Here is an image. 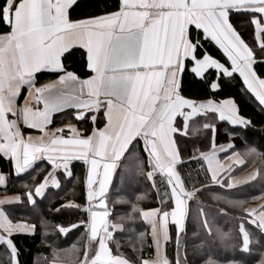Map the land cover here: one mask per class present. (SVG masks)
<instances>
[{
	"label": "snow or ice",
	"instance_id": "snow-or-ice-1",
	"mask_svg": "<svg viewBox=\"0 0 264 264\" xmlns=\"http://www.w3.org/2000/svg\"><path fill=\"white\" fill-rule=\"evenodd\" d=\"M80 7L79 0L0 3V159L13 176L32 181L0 198V264H21L15 236L35 234L33 217L46 239L49 222L37 201L52 188L70 186L75 194L74 162L86 166L83 203L67 200L53 211L75 209L79 217L54 227L80 235L46 264H58L61 251L63 264H252L254 253L264 264V203L248 206L232 192L264 180V151L247 143L233 151L254 122L228 92L239 77L264 113V0H113L75 17ZM237 20L246 21L248 38ZM212 43L226 60L209 52ZM77 52L84 76L65 64ZM44 71L58 78L37 87ZM193 85L202 98L184 94ZM24 87L28 95L18 104ZM66 110L76 123L50 128L53 115ZM220 124L226 147L215 143ZM25 127L39 135H25ZM206 133L210 150L196 149L186 161L182 141ZM229 151L224 164L218 153ZM41 161L47 169L36 168ZM257 161L246 177L232 175L234 166ZM190 162L198 164L196 175L189 170L185 179L181 168ZM8 181L0 172V187ZM141 181L159 207L142 206L148 193Z\"/></svg>",
	"mask_w": 264,
	"mask_h": 264
},
{
	"label": "trees",
	"instance_id": "trees-1",
	"mask_svg": "<svg viewBox=\"0 0 264 264\" xmlns=\"http://www.w3.org/2000/svg\"><path fill=\"white\" fill-rule=\"evenodd\" d=\"M2 3V0H0ZM113 0H82L80 2L81 7L78 8L73 14L74 16L81 17L85 16L89 13H99L104 10V8L108 5H111ZM236 25L241 28L244 32L245 38L249 37V32L246 27V21L237 20ZM209 52L216 58L220 59L222 62L226 60L223 56V53L216 47L214 44H207ZM72 69H75L80 74H84L83 70V61L80 55L74 56L70 61H68L67 65ZM188 80L191 79L190 76L187 77ZM38 80H41V76ZM242 81L237 77V79L232 83V87L228 89L230 95L234 96L237 102L240 104L242 114L249 116L252 118L254 122V126L242 132L240 136L235 138L234 144L235 148L233 151H240L246 147V143L255 146L260 151H264V113L260 112L256 102L254 99L245 95L242 91ZM186 96L192 98H202L203 90L199 85H193L190 88H186L184 91ZM59 120L54 121V125L58 124ZM80 127H88L87 124L78 125ZM225 124L219 125V131L215 137V143L217 146L227 145L229 140L226 135ZM210 142L211 135L210 133H206L199 138L192 139L186 138L181 143V149L185 155V160L187 161L192 153L196 149L200 150H210ZM231 151L226 152L225 154H230ZM0 164L4 168H7L6 163L3 159H0ZM260 167V162L257 161L255 164L249 163L246 166L234 167L232 170V175L242 174L246 172L253 171L254 169ZM48 166L45 167L47 169ZM198 168V164L195 162L185 163V165L181 168V172L184 174L185 179H187V173L189 170H193V176L196 175L195 169ZM74 173L78 178L75 194L68 192L66 190V186L62 189L61 196H59L55 201L49 196V194L40 201V203L44 204L41 211L43 216L47 219L48 223V236L43 238V229L39 226V222L33 217V223H37V230L34 235L28 234H20L15 236V241L20 249V261L21 264H46L45 257L48 258V261H51L52 253L54 249H66L73 242L76 241V238L80 235L81 230L73 229L68 235H61L55 229L54 225L62 224L67 226L69 222H75L79 213L75 209H63L61 212H55L53 209L58 207L60 204H63L66 200H75L77 203H83V181H84V165L82 164H74ZM10 179L6 189H0V194H18L22 192V188L20 187L21 181H28L31 183L32 181L29 179V175H23L22 177L15 178L10 173ZM44 172L41 171L36 177V182H39L43 178ZM201 178H203V174H201ZM227 179V176H225ZM138 187L141 191H145L148 193V197L146 201L142 202V206L145 208H155L159 207V202L156 198V193L154 190L149 188L148 184L141 181L138 184ZM232 192L237 195L240 199L246 200L249 205H256L258 203H262L264 200H255L253 197H260L264 194V180H260L259 178L256 181H252L238 189H233ZM54 201V202H53ZM138 225L140 222H137ZM147 226L141 225L140 230H144ZM170 231L174 234V226H170ZM49 244L51 247H49ZM171 245H169V249L171 250ZM151 249H147L145 255L151 253ZM61 260L58 261V264H63L65 253L61 251L59 253ZM223 257V253L220 254ZM252 259V264H257L258 254L254 253Z\"/></svg>",
	"mask_w": 264,
	"mask_h": 264
},
{
	"label": "crops",
	"instance_id": "crops-1",
	"mask_svg": "<svg viewBox=\"0 0 264 264\" xmlns=\"http://www.w3.org/2000/svg\"><path fill=\"white\" fill-rule=\"evenodd\" d=\"M82 0H79V3L81 2ZM74 15V14H73ZM75 17H77V16H75ZM81 17H83V16H81ZM214 44V43H213ZM214 46H216L215 44H214ZM217 47V46H216ZM218 48V47H217ZM76 55H80L81 56V54L79 53V52H77L74 56H76ZM74 58V57H73ZM226 58V57H225ZM72 59V58H71ZM71 59H68V60H65V64L67 65V63H68V61H70ZM68 66H69V64H68ZM69 70H74V71H76L75 69H72L70 66H69ZM82 71H84V74H80L79 72H77L79 75H81V76H84L85 75V73H86V69L83 67V70ZM58 73H54V72H48V71H44V72H42V73H37L36 74V86L37 87H39L40 85H42V84H45V83H48V82H51V81H55L57 78H58ZM41 76V80H38L39 79V77ZM28 95V89H27V87H24V88H22V90H21V94H20V96H19V98H18V100H17V103L18 104H23L24 103V100H25V97ZM70 110H66L64 113H56V114H54L53 115V122H52V124L51 125H49V127L50 128H53V129H55V128H57V127H61L62 126V123H67V122H69V121H71V122H73V123H76V121L75 120H73L72 119V117L71 116H69L68 115V112H69ZM59 120V123L58 124H55L54 125V121L55 120ZM80 127V126H79ZM24 130V133H25V135H28V134H32V135H39V132L37 131V130H33V129H28V128H24L23 129ZM223 146H227V145H223ZM226 152H219L218 153V156H219V159L221 160V162L222 163H224V164H228L230 161H228L226 158L229 156V155H231V153L230 154H225ZM5 161V163H6V169L4 170V168L2 167V165L0 164V172H3V173H8L9 174V179H10V173L12 174V170H11V167H10V165H9V163L6 161V160H4ZM74 164H82V165H84L82 162H74ZM46 166H48V164H47V162L46 161H41V162H37V165H36V168H38V169H45V167ZM234 167H240L239 165H236V166H234ZM233 167V168H234ZM250 172H252V171H250ZM250 172H246V173H242V174H237V175H234V177H236V178H243V177H246ZM41 173V172H40ZM25 175H27V174H25ZM13 176V175H12ZM13 177H15V176H13ZM36 177H37V175H36ZM16 178V177H15ZM86 178V166L84 165V179ZM9 182V181H8ZM7 185H8V183H7ZM64 187H62V189H63ZM0 189L2 190V189H4V187H0ZM62 189L61 190H59V191H57L56 189H54V188H52V189H50L49 190V192H48V194H49V196H51V198L55 201L59 196H61V193H62ZM13 195H16L15 193L14 194H0V198H3L4 196H13ZM44 199V198H43ZM42 199V200H43ZM147 200V199H146ZM146 200H144V201H146ZM40 201L41 200H38L37 201V203H38V206H39V208H40V210H41V208H43V205L44 204H42V203H40ZM53 201V202H54ZM67 201V200H66ZM65 201V202H66ZM64 202V203H65ZM262 203H264V201L262 202ZM249 206H255V205H249ZM31 222H33V219H32V221ZM147 226V225H146ZM170 226H171V222H170ZM29 235V234H28Z\"/></svg>",
	"mask_w": 264,
	"mask_h": 264
}]
</instances>
